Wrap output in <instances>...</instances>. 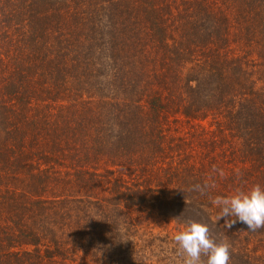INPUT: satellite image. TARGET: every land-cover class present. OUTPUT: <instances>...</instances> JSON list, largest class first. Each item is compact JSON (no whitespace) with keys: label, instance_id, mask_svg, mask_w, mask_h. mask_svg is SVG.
Listing matches in <instances>:
<instances>
[{"label":"trees","instance_id":"obj_1","mask_svg":"<svg viewBox=\"0 0 264 264\" xmlns=\"http://www.w3.org/2000/svg\"><path fill=\"white\" fill-rule=\"evenodd\" d=\"M107 147L131 205L171 191L248 231L211 199L264 187V0H0V264L72 257L53 239L41 255L44 197L97 175Z\"/></svg>","mask_w":264,"mask_h":264},{"label":"rangeland","instance_id":"obj_2","mask_svg":"<svg viewBox=\"0 0 264 264\" xmlns=\"http://www.w3.org/2000/svg\"><path fill=\"white\" fill-rule=\"evenodd\" d=\"M172 128L175 131L169 133L171 136L186 139L198 154L203 153L189 125L179 122ZM102 153L97 175L81 179L65 171L68 180L53 182L54 194L47 191L44 197L49 208L45 222L47 230L38 227L40 239L45 242L40 248L42 256L45 250L54 253L53 239L72 256L65 264H183L173 236L189 221H197L208 225L210 236L217 243L232 244L230 264H264V228L222 234L220 227L209 222L207 213L195 207H181L171 191L165 197L156 193L147 194L151 197H129L141 202L131 205L128 196L115 191L116 184L121 191L134 184L129 169L119 170V174L111 167V160L115 158L112 147L102 149ZM63 168L68 167L64 165ZM151 182L147 186L154 187L155 181ZM154 190L159 188L155 186ZM166 197L168 202L164 201ZM44 264H63V261L55 257L53 261L45 259Z\"/></svg>","mask_w":264,"mask_h":264},{"label":"clouds","instance_id":"obj_3","mask_svg":"<svg viewBox=\"0 0 264 264\" xmlns=\"http://www.w3.org/2000/svg\"><path fill=\"white\" fill-rule=\"evenodd\" d=\"M222 177L223 171L214 169ZM212 185H193L190 191L204 194ZM219 209L216 221L224 220L223 227L229 229L236 223L246 225L248 231L264 228V187L253 185L247 191L230 196H215L211 199ZM173 240L177 250L183 256V264H229L230 246L226 242L217 243L210 236L208 225L189 221L178 231Z\"/></svg>","mask_w":264,"mask_h":264}]
</instances>
